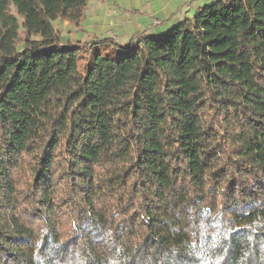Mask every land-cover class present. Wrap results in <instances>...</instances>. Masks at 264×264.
Masks as SVG:
<instances>
[{"label": "trees", "instance_id": "16d2710c", "mask_svg": "<svg viewBox=\"0 0 264 264\" xmlns=\"http://www.w3.org/2000/svg\"><path fill=\"white\" fill-rule=\"evenodd\" d=\"M90 0H0V264H264V0L120 47Z\"/></svg>", "mask_w": 264, "mask_h": 264}, {"label": "crops", "instance_id": "0c3cea01", "mask_svg": "<svg viewBox=\"0 0 264 264\" xmlns=\"http://www.w3.org/2000/svg\"><path fill=\"white\" fill-rule=\"evenodd\" d=\"M219 0H90L78 26L57 19L61 41L113 40L128 46L140 36L157 37L169 32L186 17ZM227 1V0H224Z\"/></svg>", "mask_w": 264, "mask_h": 264}]
</instances>
